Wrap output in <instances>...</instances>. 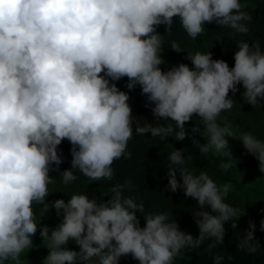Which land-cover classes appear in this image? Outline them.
I'll return each mask as SVG.
<instances>
[{"label": "clouds", "instance_id": "obj_1", "mask_svg": "<svg viewBox=\"0 0 264 264\" xmlns=\"http://www.w3.org/2000/svg\"><path fill=\"white\" fill-rule=\"evenodd\" d=\"M245 7L241 0H0V264H27L21 254L33 247L37 232L34 203L43 213L51 208L62 217L55 228H39L48 249L42 264H118L128 254L138 264H174L182 250L198 248L206 239L210 249L223 244L225 223L232 220L235 228L245 209L225 202L228 184L218 186L206 172L187 168L183 150L173 148L167 157L166 188H180L197 202L196 238L180 230L169 213H146L143 203L123 196L129 180L111 187L107 201L86 194H72L66 202L45 203V198L53 182L49 172L59 171L62 163V140L71 145L70 168L59 173L62 183L78 178L74 170L90 181L111 180L113 161L131 158L126 149L133 126L138 136L183 141L185 123L193 116L202 131L198 126L190 131L206 137L202 144L190 137L201 155L228 156L220 168L236 167L225 137L236 138L264 174V139L251 132L235 137L221 119L236 104L228 94H235L238 84L244 102L264 104L260 45L241 41L231 68L209 51L186 53L191 68L184 63L166 71L158 67L164 60L156 26L170 32L178 19L193 39L205 32V23L247 34L245 22L252 17ZM169 48L181 52L175 41ZM123 77L128 90L140 86L145 107L154 105L153 123L134 122L129 96L115 83ZM254 228L249 220L236 245L241 251L260 248ZM69 239L78 251L62 247ZM223 260L216 255L213 264Z\"/></svg>", "mask_w": 264, "mask_h": 264}, {"label": "trees", "instance_id": "obj_2", "mask_svg": "<svg viewBox=\"0 0 264 264\" xmlns=\"http://www.w3.org/2000/svg\"><path fill=\"white\" fill-rule=\"evenodd\" d=\"M241 3L246 5L243 10L252 17L251 21L245 22L249 28L247 34L236 33L229 27H221L215 23H205V32L193 39L188 37L181 28L178 19H174L170 32L165 33L164 25L156 26L158 34L162 35L161 56L164 60V64L158 67L166 71L170 66L184 63L191 68V62L186 59V53L209 51L213 59L224 60L231 68L234 66V52L237 51L236 47L241 41L249 43L250 46L252 43H258L264 51V0H241ZM173 41L178 44L181 52L177 53L169 48ZM126 82L127 77H123L115 83L119 90L125 91L129 96L128 103L134 122L141 125L144 121L153 123L155 118L151 114L150 107L154 105L145 107L148 102L146 96L141 94L140 86L136 85L132 90H128L125 86ZM236 87L235 94L231 90L228 94L236 104L227 112H222L221 119L230 125L235 137L242 132H251L256 137L264 139V104L261 107L247 104L241 97L242 86L238 84ZM155 123H173L174 126V122L170 120H158ZM192 126H198L202 131L199 118L193 116L185 123L188 135L183 141H175L172 137L161 140L159 137H151L150 133L138 136L133 126V138L128 141L126 149L131 153V158L125 159L122 156L119 160L113 161L111 180L90 181L74 170L73 174L78 175V178L67 185L62 183L59 173L70 168L71 145L66 139L62 140L58 146V151L62 152V163L59 165V171L49 172L53 182L48 185L50 193L45 198V203L56 199H64L66 202L68 196L72 194L96 196L107 201L108 196L111 195L109 192L111 187L129 180L131 185L124 188L123 196L134 197L136 203H143L146 213H169L170 218L172 216L180 230L196 238L199 233L192 211L197 210V202L191 197H186L180 188L176 192L166 188L169 167L167 157L173 148L183 150L187 168L194 170V174H198L199 171L206 172L218 186L228 184L229 193L225 202L241 210L244 208L245 211L236 220L235 228L232 227V220L225 223L223 244L210 249L208 245L211 241L206 239L198 248L182 250L183 254L174 258V264H213V257L216 255L224 257L223 264H264V232L260 231V220L264 218V213L259 211L264 208V174L258 171V162L246 152L238 139L225 137L237 163L236 167L233 166L224 171L220 168V163L228 161L229 157L212 153L207 156L201 155L199 150L192 146L190 137H195L201 144L206 142V137L203 140L198 133H192L190 131ZM177 181L182 182L179 173H177ZM32 207L34 219L38 223L37 232L32 236V240L33 244L37 245L43 243L40 241V226L55 228L62 217H58L54 209L50 208L43 213L40 205L34 203ZM204 210L210 211L207 206ZM136 216L140 226L143 227L142 214L138 212ZM249 220L255 225L253 236L260 246L255 253L241 251L236 247L241 234L248 229ZM62 247L73 251L79 250V246L71 239ZM43 249L47 250L44 244ZM34 251L37 252L36 246L33 245L31 249L21 254V259L27 264H38L35 262L37 253ZM118 264H138V261L128 254L121 256Z\"/></svg>", "mask_w": 264, "mask_h": 264}, {"label": "rangeland", "instance_id": "obj_3", "mask_svg": "<svg viewBox=\"0 0 264 264\" xmlns=\"http://www.w3.org/2000/svg\"><path fill=\"white\" fill-rule=\"evenodd\" d=\"M40 241H42V239L40 238ZM34 246H36V251H34L35 253H37V257H36V261L38 264H42V260L43 258L47 255L48 253V249L47 250H44L43 249V243H40V244H33Z\"/></svg>", "mask_w": 264, "mask_h": 264}]
</instances>
